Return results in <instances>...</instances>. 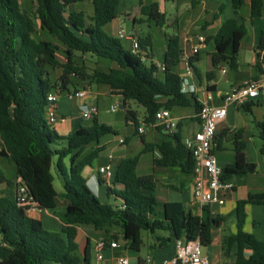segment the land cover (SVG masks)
I'll use <instances>...</instances> for the list:
<instances>
[{"label":"trees","instance_id":"1","mask_svg":"<svg viewBox=\"0 0 264 264\" xmlns=\"http://www.w3.org/2000/svg\"><path fill=\"white\" fill-rule=\"evenodd\" d=\"M83 0H35V10H22L19 0H0V156L7 157L15 167L20 179L4 180L0 191V264H93L90 260V239L87 237L82 253L78 250L76 234L78 224H89L102 230L105 240H117L119 227L129 248L139 250L142 243L141 230L151 233L167 231L158 235L159 247L168 246L176 239L198 238L202 246H210L212 227L220 226L230 216L235 217V230L224 235L221 248L224 256L233 255L228 264H264V237L257 238L243 229L246 205H261L264 221V190L248 192L237 199L227 214L198 215L182 201L160 202L155 194V179L151 174L138 175L135 171L138 154L121 159L114 172L119 189L110 191L119 199L120 205L102 202L88 187L82 170L97 156L100 147H91L100 137L117 131L111 126L92 118L89 126H82L66 136H60L45 117L46 95L59 88L61 91L82 80L107 85L111 93L119 96L126 116L137 124L136 111L128 107L133 100L144 108L143 122L152 123L155 112L164 107L193 106L196 112L199 101L194 93H183L177 66L181 60L182 44L179 35L168 36L162 58L163 69L155 62L142 60L124 48L120 37L104 30V25L118 14L121 0H89L92 14L86 18L82 10L68 7ZM193 3L194 1L191 0ZM233 15L226 18L208 39H213L214 51L210 54L211 69L206 72L207 89L214 90V70L221 63L231 69L238 66L240 42L246 34V26L238 10L244 0H230ZM218 6L213 19L223 11ZM264 0H250V16L261 15ZM141 12L155 19L162 26L166 19L155 2L141 6ZM42 32L46 37H38ZM150 36L138 38L142 48L149 45ZM58 42L62 45L64 61L58 58ZM257 49L264 50V33L260 35ZM91 54L110 62L106 68L95 67L91 73L74 56ZM198 54L191 57L197 59ZM257 76L264 73L257 58L252 64ZM59 68L58 74L54 69ZM256 79V78H255ZM264 103L250 100L238 108L252 113V105ZM259 136L264 141V120L255 121ZM243 128L233 133L234 157L222 167V178L243 177L256 171V163L245 157ZM227 132L214 137L215 146ZM173 140H164L156 147L162 154L160 161L166 165H180L187 173L192 170L190 150L177 132ZM57 140L64 142L60 148H52ZM215 146H212L214 153ZM218 147V146H217ZM264 152V146L260 148ZM143 151H149L144 148ZM58 173L62 178L61 197L65 209L54 212L61 222L60 231H50L41 221L27 214L29 205H20L16 190L25 185L31 201L39 208L54 209L58 204L57 192L51 172L53 155ZM68 157L69 163L64 162ZM192 173V172H191ZM160 203L161 210L157 209ZM257 222H252L255 227Z\"/></svg>","mask_w":264,"mask_h":264},{"label":"crops","instance_id":"2","mask_svg":"<svg viewBox=\"0 0 264 264\" xmlns=\"http://www.w3.org/2000/svg\"><path fill=\"white\" fill-rule=\"evenodd\" d=\"M164 1L165 0H160V1L146 0L143 3L141 0H139L138 6L135 9L129 11L126 8L127 5H125L124 0H121L120 4L118 5L117 16L114 19H112L110 22L105 24L108 25L109 29L111 30V32L108 33L115 36L117 35V30L120 27H122L121 18H120L121 15H125L131 18L134 23L139 22L141 20L140 16L142 14L140 9L141 6L150 4L152 2H155L158 6L159 12H164L166 16V11L164 9L165 6ZM183 1L185 2L183 3ZM193 1L194 2L192 3L191 0H176V3L179 2V6L180 4L183 3L182 5L184 9L186 7V9H188L189 11L191 10V12L195 13V18L191 19V23H197V27H198V31L189 30L182 35L177 34L179 35L182 44V55H181V60L177 66V71L178 74L183 71L184 69L183 58L191 53L192 46L197 43L196 36L203 35L205 37V41L204 43L200 44L198 47V52L196 53L198 54L197 59L193 61L192 64L193 74L188 77V83L195 89V91L192 93H194L195 96H197V100L199 101V99L203 96L205 90H208L206 87L207 80L205 74L208 70L211 69L210 54L214 51L213 39L211 38L208 39L207 37L209 35L214 34L217 28L220 26V24L226 18L231 17L233 15V10L231 7L230 0H193ZM220 4H224L225 7L223 11L218 14V17L216 19H213V14L218 12V6ZM249 6H250V0H244V3L241 6V8L238 10V13L242 17L244 24L246 26L245 35H249V30H250V39L248 41V48L249 50H251L252 56L250 58V61L248 62L243 61L242 63H240L238 59V66L235 69H232V71H234L232 76L228 74L229 67L225 63H221L220 65H218L217 68H215L214 79L213 81L210 82L215 86V89L211 90L213 94V103L215 104L221 103L222 94L230 86L240 84L249 79H255V78L264 79V73L262 75L257 76L256 71L252 66L254 61L257 58H259V60L262 63V67L264 69V50H260L256 48L260 35L264 33V7L262 9L260 16L252 18L250 16ZM178 19L179 18L177 16L173 18V22L175 25H177ZM246 22H249L250 28L248 27ZM163 25L168 26L170 25V23L166 21ZM146 36H150V34L141 31L140 33L133 32L129 35H125L124 37H126L128 40L131 41L129 37H135L138 39V38H144ZM185 37H187V41H185ZM149 41H150L149 45H145V47L143 48V50H145L147 53L146 55L147 62L153 61L156 63V65L162 64V60L157 61L153 59V55L151 51V36ZM241 46H242V42H240V48ZM165 49H166V45H165ZM203 53H206V56H203L202 55ZM222 70L224 71L222 72ZM218 71L223 76V80L225 84H219V78L217 75ZM93 83L94 82L88 83L87 81L79 80L76 81V85L74 86L70 85L67 90L61 91L57 99V106H56L57 120L54 124L51 125V127L60 136H66L69 133L78 129L79 127L89 126L82 123V121H84L85 119L81 116V108L83 105H87V106L95 105L97 107V112L93 117L97 118L99 122L109 125L117 131L116 134L109 133L110 135L106 134L100 137L95 144L89 145L88 147L85 148L86 151H88L93 146L94 147L99 146L101 148L100 151L97 153V156L91 161V163L89 165H86L82 170V174L86 178L87 185L91 189V191L102 202L111 203L113 205H120L121 199L116 197L110 191V189L112 188L115 189L120 188V185L115 183L114 181L115 169L117 167L118 162L121 159L138 154V162L135 171L138 175L151 174L154 177L156 182L154 188V194L160 202L168 201L165 193H167L168 189H173L181 196L182 200L185 202V206L188 209H190L193 213H196L198 215L204 214L203 211L201 213V208L194 202V198L192 195V173L185 172L180 167V165H166L162 163L160 161L162 154L159 151V149L156 147V144L164 140H173V136H171V134L175 132H177L181 141L185 145V141L191 139L195 131H197L200 127L199 119L196 116L197 112L195 108L192 106L193 111L188 112L184 110V107L187 106L173 107L170 110V112L172 116L175 118L177 124L174 131L171 134H169L165 130H163L162 126L159 125L156 120H154L152 123L145 124L142 119L140 122L137 121V124H135L131 119L127 118L124 108H122L123 114L121 113L119 114L115 112L116 109L111 110V106L113 105L114 102L113 96L115 95L118 97L117 98L118 102L120 101L119 96L111 93L110 88L104 84L95 83L96 85L95 89H92ZM80 89H84L86 91L83 97L68 96L69 92ZM103 97L105 99V102H103ZM128 107L131 108L130 101H128ZM101 110H106V111L109 110L111 112L117 113L116 114L117 117L104 116ZM235 110L241 111L238 107L229 106L227 108V113L225 118L220 120L216 125V134L220 133L223 130H226L227 132L225 135H223V137L219 141V144L217 145L218 147L215 146V143L213 142V146H215L214 154L218 161V164L221 167H223L225 164L233 160L234 145H233L232 136L235 130L239 128H243L242 126H237L235 124L234 121ZM263 112H264V103H258L252 105V114L254 115L255 121L263 120L262 117ZM93 117H91V123ZM116 119L122 120V122L126 126L128 125L134 126V133H137L139 135V140L135 144L138 150L137 153L129 154L128 151L126 150L125 145H127L131 141L130 134L120 133V130L116 127ZM188 121H191L195 124V126L192 129L188 128L187 125ZM140 126L143 127V132L141 133H139L137 130V128ZM184 126H185V130H183ZM242 137L244 139V129L242 132ZM120 139H122L123 141H120ZM227 143L231 144L233 154L228 159H224L220 157L218 158L217 151L219 150L223 151L227 146ZM144 148H149V151H143ZM246 149H247V144L245 145L244 153L246 159L248 161H251L247 158ZM64 162L66 164L69 163L68 157L64 158ZM104 165H109L108 176H105L104 173L99 171V168ZM256 166H257L256 171L253 173L247 174L246 176L243 177L230 178L235 182V187L232 190H226L221 193V195L225 198V203L222 206H217L215 204H212L210 207L208 206L204 207V209H208V210L213 209L215 210L216 214H227L228 212H231V210L234 208L237 199L245 198L248 192H257L264 190V176L260 178H256L255 176L251 175V174L254 175L257 174L258 169H260L261 166H262V170H264V163H261L259 166L256 163ZM0 174L2 175V178L4 180L15 179L16 181H19L20 179L18 176H16L14 164L13 163L11 164L10 160L5 156H0ZM249 177L252 178L250 179ZM5 186H6L5 181H0V191H2L5 188ZM156 191L159 192L160 198L156 195ZM56 192H57L58 204L54 209H44V208H39L37 206H31L27 210V214L29 216L39 219L43 227L50 231L58 230V228L61 229V222L54 212L57 211L61 212L65 209V203L63 201V198L61 197L62 191L56 190ZM248 205L246 206L248 207ZM224 207H226V209L222 211V208ZM247 207H246V211H249L247 210ZM250 207L251 210L249 214L252 222H256L254 221L255 219L262 220L263 219L262 206L251 204ZM230 216H232L233 218L230 220V222L233 221V223L235 224L234 215H230ZM229 217L228 219H230ZM83 225H89V224L76 225L77 228L76 242L78 243V250L80 253H82L83 251L87 237L90 239V243L92 242L90 231L83 229ZM221 226H223V223L220 226L212 227V240L210 245L212 244L214 238V229ZM260 226L261 225L259 224V227ZM252 230H254L253 226H252ZM233 231L229 227L228 232L223 234V236ZM172 254L173 251L165 258L170 257ZM112 259L113 256L111 255V249L107 248L103 260H101L98 264H111ZM44 262L43 264H45ZM47 262H48L47 264H54L53 262L50 263L51 261H47ZM95 263L96 261L93 264Z\"/></svg>","mask_w":264,"mask_h":264},{"label":"rangeland","instance_id":"3","mask_svg":"<svg viewBox=\"0 0 264 264\" xmlns=\"http://www.w3.org/2000/svg\"><path fill=\"white\" fill-rule=\"evenodd\" d=\"M141 1L144 3L146 0H141ZM155 1H160V0H155ZM19 2L21 4L22 10H26L28 12H33V10H35V0H19ZM184 2L185 1H183V3ZM124 3L125 5H127L126 8L129 11H131L138 6L139 0H124ZM164 4H165L164 9L166 11V16H167V19H165L164 23L168 21L170 23V25L168 26H164V25L160 26L159 24H157L155 19L150 18L149 15L145 13L141 14L140 16L141 20L137 23H134L131 18L125 15L120 16L121 26H122V29L125 35H129L133 32L140 33L141 31L147 32L148 34H150L151 51H152L153 59L157 61L162 60L163 52H164L165 45H166V38L168 36H171L173 34L182 35L186 31H189V30L198 31L197 23H191V19L195 18L194 12H191V10L189 11L188 9H186V7L184 9L182 4H180L179 6V2L176 3V0H173V1L165 0ZM68 10H82L85 13L86 18H88L92 14L93 6L89 0H83V1H77L76 3L70 5L68 7ZM176 16L179 18L177 25H175L173 22V18ZM246 23L248 27L250 28L249 22H246ZM103 28L105 31L111 32L108 25H105ZM37 35L38 37H46V35L42 32H38ZM249 39H250V30H249V35H245L241 41L242 46L238 53V59L240 63H242L243 61L245 62L250 61V58L252 56V52L248 48ZM120 41L124 48L130 49L131 47L130 40H128L126 37H121ZM56 43L58 44V47H59L58 58L60 61H64V57L62 54L63 47L58 42ZM202 55L206 56V53H203ZM74 58L78 63H83L86 66L87 71L89 73H91L95 67L106 68L109 65H113L110 62H105V59H102V58L99 59L97 56H94L88 53L87 54L76 53ZM59 71L60 69L56 68L54 69L53 73L58 74ZM233 73L234 71L228 68V74L232 76ZM217 75L219 78V84H225L223 80V76L219 73V71ZM95 86H96L95 83H93L92 89H95ZM113 98H114L113 105L116 108L115 112L119 114L120 113L123 114V110L119 108L118 106L119 104L118 99H117L118 97L114 95ZM103 102H105L104 97H103ZM130 102H131V108L135 110L137 113V121L140 122L144 116V112H145L144 108L133 100H130ZM184 110L188 112H192L193 107L190 105V106L184 107ZM101 111L104 116L117 117L116 115L117 113L111 112L109 110L108 111L101 110ZM262 117L264 120V112H263ZM234 121L237 126H242L244 129V139L246 140V144H247V149H246L247 158L257 163L258 166L261 163H264V152L260 151V148L264 146V141L260 138L258 134L259 128L255 124L254 115L252 113L249 114L243 111L235 110ZM82 123L86 125H90L91 118L85 119L84 121H82ZM187 125L189 129H192L195 126V124L191 121H188ZM116 127L120 130V133L130 134L131 141L127 145H125L126 146L125 148L128 151V153L129 154L137 153L138 150L135 144L139 140V135L137 133H134V126L133 125L126 126L122 122V120L116 119ZM183 130H185V126ZM63 144L64 142H62L61 140H57L51 146L52 148H60ZM232 154L233 152H232V147L230 143H227V146L225 147L223 151H220V150L217 151L218 158L220 157V158L228 159L231 157ZM56 160H57V155L54 154L52 157V164H51V172L54 176L53 184L57 191H62L63 190L62 178L57 171V168L55 165ZM10 163L12 164L11 161ZM263 171L264 170H262V166H261V168L258 169L257 174L255 175L251 174V175L255 176L256 178H260L264 176ZM249 178L251 179L252 177H249ZM156 195L159 197L158 191H156ZM165 195L168 200H180L185 205V202L182 200L181 196L173 189H168ZM250 206L251 205H248V207L246 206L247 210L249 211H246L247 215L245 218L243 229L245 231L253 233L257 238L262 239L264 237V221L263 219L262 220L255 219L254 221H256L257 224L254 227V230H252V226H251L252 220L249 214L251 210ZM157 209L161 210L160 203H158ZM225 209L226 207L222 208V211H224ZM228 217L224 220L223 226L214 229V238H213L212 244L210 246H201L202 252L208 255L211 264H228V262L232 260L233 258L232 255L224 256L222 248H221V242H220L223 234L228 232L229 227L230 229H232V231L235 230V224L233 223V221L230 222V220L233 219L232 216L229 217L230 219H228ZM259 224L261 225L260 227H259ZM83 229L90 231V235L92 239V242L90 244V260L92 263H94L96 261V258H95V252L93 250V241L104 237V233L101 230L94 229L93 226L91 225H83ZM55 231H60V228H58V230H55ZM111 231L119 233L118 238H117L118 246L111 249V255L113 257L127 256L129 258V264H138V258L145 259L148 255L153 257L156 261H161L173 251V243L169 244L168 246H164V247H159L158 245L157 236L158 235L167 236L168 234L167 231L158 230L154 233H151L149 230L142 229L141 230L142 243L138 251L128 247V245L126 244L125 240L122 237L119 227H112ZM106 250L107 249H105V251L103 252V257L105 256ZM44 263L47 264L48 262L45 261Z\"/></svg>","mask_w":264,"mask_h":264},{"label":"built area","instance_id":"4","mask_svg":"<svg viewBox=\"0 0 264 264\" xmlns=\"http://www.w3.org/2000/svg\"><path fill=\"white\" fill-rule=\"evenodd\" d=\"M118 37H124L122 27L117 30ZM131 39L130 50L138 55L142 60L147 59V53L140 46L137 38ZM197 43L191 48V53L183 58L184 69L180 76V88L183 93H192L195 89L188 83V77L193 74L191 57L198 52L200 44L204 43L203 35L196 36ZM187 41V37H185ZM160 70L163 69L162 64H157ZM224 70H222L223 72ZM61 90L55 88L46 95L45 117L47 122L52 125L56 122V106L57 99ZM86 91L84 89L74 90L68 93V96L83 97ZM250 100L264 101V79H249L240 84L230 86L221 97V103H213V94L210 90H205L203 96L199 99V109L196 116L199 119V129L195 131L193 137L185 141V146L190 150L192 163V195L194 202L201 208L210 207L212 204L222 206L225 198L221 195L226 190H232L235 182L230 178H222V167L218 164L215 154L212 152L214 137L216 135L217 123L225 118L227 108L229 106L239 107ZM115 106H111V110H115ZM97 112L95 105H83L81 108V116L84 119L93 117ZM155 120L162 126L163 130L171 134L176 128V120L167 108H160L155 112ZM138 132H143V127L137 128ZM120 141H123L120 139ZM99 171L105 176L109 175V165L99 168ZM16 200L20 205L36 206L31 201L30 196L26 192V187L20 184L16 190ZM209 213L216 214L215 210L209 209ZM118 246L117 240L97 239L93 242V250L95 252L96 263L98 264L104 257L103 252L107 248H115ZM201 244L198 238L186 240L176 239L173 243V254L161 261H156L153 257L147 256L145 259L138 258V264H210L207 254L202 252ZM111 264H129L127 256L113 257Z\"/></svg>","mask_w":264,"mask_h":264},{"label":"water","instance_id":"5","mask_svg":"<svg viewBox=\"0 0 264 264\" xmlns=\"http://www.w3.org/2000/svg\"><path fill=\"white\" fill-rule=\"evenodd\" d=\"M118 106H119V108H123V105L120 103V101H119V104H118Z\"/></svg>","mask_w":264,"mask_h":264}]
</instances>
